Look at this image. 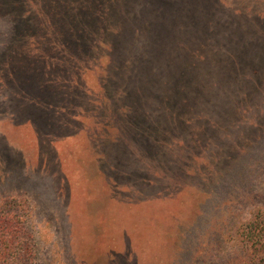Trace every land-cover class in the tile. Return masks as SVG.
Here are the masks:
<instances>
[{
    "label": "rangeland",
    "instance_id": "374dc122",
    "mask_svg": "<svg viewBox=\"0 0 264 264\" xmlns=\"http://www.w3.org/2000/svg\"><path fill=\"white\" fill-rule=\"evenodd\" d=\"M90 1L0 0L23 263L231 264L264 216V0ZM99 13L104 50L61 52Z\"/></svg>",
    "mask_w": 264,
    "mask_h": 264
},
{
    "label": "trees",
    "instance_id": "16d2710c",
    "mask_svg": "<svg viewBox=\"0 0 264 264\" xmlns=\"http://www.w3.org/2000/svg\"><path fill=\"white\" fill-rule=\"evenodd\" d=\"M99 1L91 0L84 3V5L92 3L95 6ZM111 1L114 3V0ZM110 6L102 8H105L104 10L107 12L113 10V7ZM102 15L103 13L96 14L95 18L97 20L95 19L96 21H91L87 25L89 27L94 22L99 25L97 27H89L91 30H85L84 25H80L78 30L74 32L72 41L68 42V47H62L61 50H63L61 52H74V55H81L85 52L86 54L93 55L98 50H104V39L101 38L105 33L101 27ZM100 29H102L101 37L95 36V33ZM86 37H88L86 41L89 44H86V41L83 42ZM149 43L146 42L147 45ZM18 204L17 201H10L9 199L0 205V264H24L23 261L30 259L33 253L30 244L31 236L28 234V227H26L29 221V211L22 209L27 206L26 203L23 206H18L16 212L10 213V205ZM262 217L255 218L244 230V233L241 234L240 241L244 246L242 249L244 254L237 256V260L231 264H264V216Z\"/></svg>",
    "mask_w": 264,
    "mask_h": 264
}]
</instances>
